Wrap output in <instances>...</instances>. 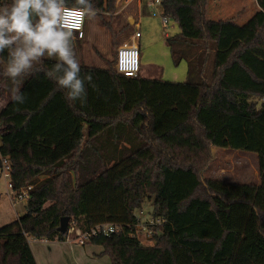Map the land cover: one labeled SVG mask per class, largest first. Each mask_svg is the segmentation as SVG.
<instances>
[{
    "label": "trees",
    "instance_id": "obj_1",
    "mask_svg": "<svg viewBox=\"0 0 264 264\" xmlns=\"http://www.w3.org/2000/svg\"><path fill=\"white\" fill-rule=\"evenodd\" d=\"M92 3L114 11L115 0ZM256 3L239 26L210 21L208 0H162V17L178 24L184 9L198 13L199 37H166L174 62L187 61V80L81 65L95 85L83 105L45 75L56 63L47 57L19 78L26 101L14 103L7 51L0 57V172L9 167L17 197L31 187L25 214L0 227V264H38L29 240H67L63 217L82 232L119 226L90 241L111 264H264V0ZM211 147L257 154L260 183L204 181ZM145 199L162 220L153 245L137 231Z\"/></svg>",
    "mask_w": 264,
    "mask_h": 264
},
{
    "label": "rangeland",
    "instance_id": "obj_2",
    "mask_svg": "<svg viewBox=\"0 0 264 264\" xmlns=\"http://www.w3.org/2000/svg\"><path fill=\"white\" fill-rule=\"evenodd\" d=\"M184 1L191 2V0ZM192 1L196 5L197 0ZM138 2H142L140 8H137ZM221 2L227 3L224 6H228V9H236L237 5L250 4L248 0H211L209 17L218 18L221 16L218 14L220 13L218 5ZM191 7L186 13L180 14V22L186 24L185 26L189 25L191 34H193L198 25V13ZM227 13L228 15L224 17L231 18V12ZM132 19L133 22H131ZM236 19L238 18L236 17ZM135 22L139 23L142 35L138 40L141 55V76L174 82L186 81L188 78L187 61L182 60L176 64L170 48L166 44V35L173 36L184 31V25L180 27L177 22L170 19L168 27H164L160 5L155 4L154 0H115L113 12H97L94 19L87 18L84 39L75 38L74 41L75 53L80 65L99 66L116 71L117 49L122 44L131 42V36L135 32ZM210 150V157L200 163L202 166L201 178L204 181L220 179L238 183H260L257 154L219 147H211ZM9 184V178H6L4 172H1L0 226L17 219L7 194L11 191ZM23 205L22 202L17 208L15 207L19 216L26 212ZM135 214L140 220V224L137 226L139 239L144 245L155 244L156 227L153 226L155 225L152 216L153 201L145 199L141 207L135 210ZM71 238L75 240V235H72ZM29 241L41 264H111L109 256H100L103 248L90 243L81 246L80 244L76 245L77 241L73 242L69 239L63 242L35 239ZM94 258L98 262L94 263Z\"/></svg>",
    "mask_w": 264,
    "mask_h": 264
},
{
    "label": "clouds",
    "instance_id": "obj_3",
    "mask_svg": "<svg viewBox=\"0 0 264 264\" xmlns=\"http://www.w3.org/2000/svg\"><path fill=\"white\" fill-rule=\"evenodd\" d=\"M69 12L78 14L81 22L97 15L92 0H75L72 8L66 6V0H10L0 4V57L7 51L2 75L12 81L14 103L26 101L19 78L32 74L45 57L56 60L45 75L63 90L66 101L86 102V84L95 85L90 74L81 76L74 29L66 23Z\"/></svg>",
    "mask_w": 264,
    "mask_h": 264
},
{
    "label": "built area",
    "instance_id": "obj_4",
    "mask_svg": "<svg viewBox=\"0 0 264 264\" xmlns=\"http://www.w3.org/2000/svg\"><path fill=\"white\" fill-rule=\"evenodd\" d=\"M155 4L160 5L162 0H154ZM72 8V7H69ZM87 17L81 22L78 14L74 12H69L67 14L66 23L69 27L74 29V35L76 39H84L85 37V25H86ZM170 19L167 17H163V25L164 27H168ZM140 28L137 27L135 32L131 37V42H126L119 46L117 50L116 71L125 77L134 78L137 77L141 72V55L140 48L138 45V40L141 38ZM4 176L10 179L9 167L5 166L3 171ZM10 186V185H9ZM11 188V186H10ZM31 187H28V190ZM28 190H23L22 195L16 197L17 201H27L28 200ZM162 220H153V224H160ZM69 230L67 232V240L77 241L80 245L89 244L91 238L100 234L109 235L114 232L119 231V226L115 224H104L98 225L96 227L91 228L88 232H82L78 227L74 226L73 223L70 224ZM75 235V240H72L71 236Z\"/></svg>",
    "mask_w": 264,
    "mask_h": 264
},
{
    "label": "crops",
    "instance_id": "obj_5",
    "mask_svg": "<svg viewBox=\"0 0 264 264\" xmlns=\"http://www.w3.org/2000/svg\"><path fill=\"white\" fill-rule=\"evenodd\" d=\"M179 1H181L182 3H184V4H188V6H193L194 5V1H192L191 0V2L190 3H186L184 0L182 1V0H179ZM248 2H250V4L249 5H246V4H243V5H237V7H236V9H228V6H224L225 4H227V3H220V5H218L219 6V11H220V13H218V14H221V16H218V18H211V17H209V11L211 10V0H208V6H207V17H208V19L210 20V21H214V22H219V21H221V20H227L224 16L225 15H228V13L227 12H231V14H232V17L231 18H229V19H232V18H234V19H236V17L238 18V19H236L235 20V23L237 24V25H239V26H241V25H243L244 23H246L258 10H259V7H258V5H257V3H255L256 2V0H248ZM142 6V2H138V4H137V8H140ZM229 6H233V5H229ZM189 9V8H188ZM188 9H184L183 10V12L182 13H186L187 12V10ZM235 10V11H234ZM132 21H134L133 19H132ZM198 23V22H197ZM196 23V24H197ZM135 24H136V27H135ZM135 24H134V27H135V29L137 28V27H139V23L138 22H135ZM184 25V31L183 32H185L186 34H188V35H190V36H194V37H198V36H200V28H199V26L197 25V28H196V31H194L193 32V34H191V30H190V26L188 25V26H185L186 24H179V26L180 27H182ZM133 35V34H132ZM167 36H169V35H166V37ZM132 37V36H131ZM142 37V36H141ZM140 48V47H139ZM97 67H99V66H97ZM100 68H102V67H100ZM1 173V172H0ZM9 188H10V186H9ZM10 192H7V194H8V197H9V200H10V202L12 203V207L14 208V210H15V214L17 215V219L19 218V217H21V216H19L18 215V210H16L15 209V207L17 208L18 207V205H20L22 202L24 203V208H25V211H26V201H17L16 200V197H15V194L13 193V191H12V189L10 188ZM1 195V194H0ZM0 205H2L1 204V201H0ZM5 214H6V212H4ZM13 221V220H12ZM12 221H10V222H12ZM10 222H8V223H10ZM7 224V223H6ZM5 225V224H4ZM3 226V225H2ZM1 227V226H0ZM74 242V241H73ZM76 245H79V244H76ZM81 246H85V245H81ZM78 249V247H75V249ZM33 251V253H34V256H35V258H36V261H37V263L38 264H41V262H40V260H39V258H38V256H37V254H36V252L34 251V250H32ZM94 261V263H96V262H98V261H96L97 259H93Z\"/></svg>",
    "mask_w": 264,
    "mask_h": 264
},
{
    "label": "water",
    "instance_id": "obj_6",
    "mask_svg": "<svg viewBox=\"0 0 264 264\" xmlns=\"http://www.w3.org/2000/svg\"><path fill=\"white\" fill-rule=\"evenodd\" d=\"M131 22H133V21H131ZM70 223H71L70 217H63L61 219L60 232L63 234L67 233L69 230Z\"/></svg>",
    "mask_w": 264,
    "mask_h": 264
}]
</instances>
